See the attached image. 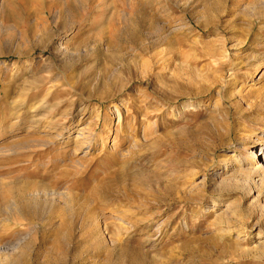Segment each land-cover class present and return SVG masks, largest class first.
Here are the masks:
<instances>
[{"label":"rangeland","instance_id":"1","mask_svg":"<svg viewBox=\"0 0 264 264\" xmlns=\"http://www.w3.org/2000/svg\"><path fill=\"white\" fill-rule=\"evenodd\" d=\"M50 121L59 264H264V0H0V150ZM32 215L0 264H54Z\"/></svg>","mask_w":264,"mask_h":264},{"label":"bare ground","instance_id":"2","mask_svg":"<svg viewBox=\"0 0 264 264\" xmlns=\"http://www.w3.org/2000/svg\"><path fill=\"white\" fill-rule=\"evenodd\" d=\"M78 1L81 3L82 0ZM117 38L119 39L118 35ZM114 39L115 38L112 40L110 39V41H113ZM46 79L49 80L50 78L47 77ZM42 81L43 83L41 84ZM41 82L39 83V81L36 80V83L33 85L32 92L30 95H28L30 102L28 103L27 107L30 110H35L39 108V106L41 107L44 102L43 99L35 101L38 96V91L36 90H38L44 84L45 80H41ZM50 95L51 94L49 90L43 98L46 100ZM42 125L43 128L40 129ZM56 125L57 124H52V121H50L48 124L39 125V127H35V125L34 127L30 126V128L34 130L32 133H36L35 130L39 129L48 132L54 131L56 133L52 135H48L50 134L48 133L42 140H36L32 137L29 142L21 143V145L17 147V150H12V146L9 149L0 150V217L2 216L0 220L2 223L7 225L6 227H9L8 225L10 222L9 220H11V215L15 216L14 219L17 223L21 216L24 218V220L31 221L29 219L31 216V219L33 218L32 213H34V216L38 221L36 226L40 228V248L44 247V252L46 255L45 262L59 264V257L60 254H62L61 246L65 240V234L63 233V227L65 223H63V220H61V216L59 215L57 201L63 194L58 189L62 180L64 179V174L66 172L60 167L54 156H48L45 158L44 154L37 150L39 147H50L49 150H51V148L56 145L57 139L61 138L63 130L68 128L67 125L64 124V126L60 127L59 130V127ZM81 130L82 128L77 131L76 138L86 137ZM85 140L83 141V144H92L91 137H88L87 141ZM87 147L90 148V145H87ZM10 150H12V152ZM23 150H32L34 151V154L28 155L24 153ZM260 150L261 153H258L257 150L252 151V154L248 156V160L243 161V164L246 165L248 172L253 177L258 178L264 176V147L261 146ZM84 153L86 152L84 151ZM72 165L79 166L80 162L76 161ZM35 176H40L42 179L40 181L27 179ZM6 178L9 180L5 181L4 179ZM47 179L48 181H46ZM47 224L49 227H47ZM8 233L19 234L21 231H13L12 229ZM47 238H49L50 243L47 242L49 241ZM23 239L24 236L20 235L15 239V241H12L13 243L11 242L12 244L10 247L8 245V247H0V262H2L3 259H6L5 261L9 260V258L13 255L12 253H8L7 255L4 254V250H7V252L10 250H17L18 245L23 241ZM22 248L19 250V253L25 256L24 263L27 264L29 261H31L30 264H38V261H35L30 257L31 252L33 251L32 244H25Z\"/></svg>","mask_w":264,"mask_h":264}]
</instances>
